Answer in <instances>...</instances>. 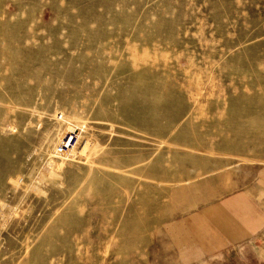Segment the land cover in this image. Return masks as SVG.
Masks as SVG:
<instances>
[{"label": "rangeland", "instance_id": "374dc122", "mask_svg": "<svg viewBox=\"0 0 264 264\" xmlns=\"http://www.w3.org/2000/svg\"><path fill=\"white\" fill-rule=\"evenodd\" d=\"M247 187L264 0H0V264L188 261Z\"/></svg>", "mask_w": 264, "mask_h": 264}, {"label": "crops", "instance_id": "0c3cea01", "mask_svg": "<svg viewBox=\"0 0 264 264\" xmlns=\"http://www.w3.org/2000/svg\"><path fill=\"white\" fill-rule=\"evenodd\" d=\"M247 188L191 216V231L201 243L187 253L190 260L176 264H264V198L260 189ZM184 225L190 228L187 220ZM202 252L209 256L196 257Z\"/></svg>", "mask_w": 264, "mask_h": 264}, {"label": "built area", "instance_id": "2783aa9c", "mask_svg": "<svg viewBox=\"0 0 264 264\" xmlns=\"http://www.w3.org/2000/svg\"><path fill=\"white\" fill-rule=\"evenodd\" d=\"M74 137H75V136H73V135L69 136V138L66 140V142H65L64 144L59 145V146L57 147L56 151H57L58 153H64V151H65V147L68 148V147L70 146L71 141L73 140Z\"/></svg>", "mask_w": 264, "mask_h": 264}]
</instances>
